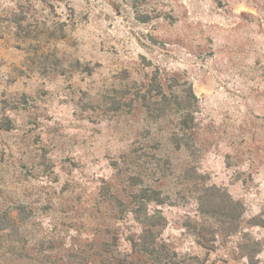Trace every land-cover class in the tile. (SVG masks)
<instances>
[{
  "label": "rangeland",
  "instance_id": "374dc122",
  "mask_svg": "<svg viewBox=\"0 0 264 264\" xmlns=\"http://www.w3.org/2000/svg\"><path fill=\"white\" fill-rule=\"evenodd\" d=\"M149 224L264 264V0H0V264H143Z\"/></svg>",
  "mask_w": 264,
  "mask_h": 264
},
{
  "label": "trees",
  "instance_id": "16d2710c",
  "mask_svg": "<svg viewBox=\"0 0 264 264\" xmlns=\"http://www.w3.org/2000/svg\"><path fill=\"white\" fill-rule=\"evenodd\" d=\"M160 89H161L162 98H160V100L156 99L159 102L155 101L154 104L156 106L159 104L160 109L162 110V112H164L165 102L168 98L161 87ZM191 96H192V90L190 89L189 93L184 95V97L182 98V101L179 100V98H176L175 103H174L176 112H180L182 114L179 125L183 130H185L186 127H189L188 121L191 118H193V108H192V103H191ZM145 98H146V95L143 96V100H145ZM145 106L149 108L151 105L146 104ZM133 245L135 247V250H137L138 252L140 251L149 257V261L143 260V264H157L158 263L156 260L158 258L157 253L163 250L162 249L163 245L157 244V241L154 238L152 224L144 226L142 236L139 238V240L134 239ZM168 257H169V260L167 259V261H165L164 263H162L161 261L159 262V264H188L184 260L176 259L177 255L175 253H174L175 258L173 260L170 255H168Z\"/></svg>",
  "mask_w": 264,
  "mask_h": 264
}]
</instances>
